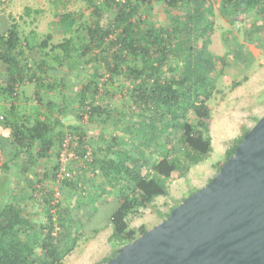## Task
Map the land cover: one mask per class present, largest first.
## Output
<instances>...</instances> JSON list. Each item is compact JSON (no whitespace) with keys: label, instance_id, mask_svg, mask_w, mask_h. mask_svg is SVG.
Returning <instances> with one entry per match:
<instances>
[{"label":"trees","instance_id":"16d2710c","mask_svg":"<svg viewBox=\"0 0 264 264\" xmlns=\"http://www.w3.org/2000/svg\"><path fill=\"white\" fill-rule=\"evenodd\" d=\"M8 1L0 0V6ZM89 1L94 3V9L88 22L77 27L74 12L61 13L57 20L63 26L61 30H76V36L50 44L54 33H48L38 45L43 56L33 63L29 59L32 44L28 35H23L16 22H0V95L15 100L21 83L34 82L36 102L44 105L34 110L39 114L45 111L34 124L8 122L3 117L1 125L11 128L13 139L0 137V169L10 170L13 166L1 163L10 144L23 149L38 146L37 157L48 158L52 151L58 156L53 174L57 180L61 145L66 134L72 132L79 136L75 152L81 160L80 171L74 170V175L61 183L78 188L82 182H87L93 189L92 192L87 189L88 205L82 210L77 203L76 212L71 211L69 204L52 200L46 208L47 219L39 226L32 220V212L13 195L10 202L0 208V264H64L84 237L86 221L97 212L101 197H108L109 189L115 191L118 198L116 208L109 215L113 226L110 239L119 241L120 246L134 240L148 230L144 226L139 230L132 228L130 216L141 208H155L158 196L169 195L167 182L175 172H186L189 165L199 164L213 151L208 98L215 90L218 62L208 49L215 25L214 0ZM157 3L164 4L171 15L168 23H157L149 16ZM219 4L224 13L236 19L256 15V22L260 21L256 23V30L264 36V0H220ZM251 56L237 50L234 58L246 61ZM49 59L56 63L53 65ZM59 69L66 72L75 69L74 79H79L84 69L91 70L92 75L74 90L66 81L69 73L63 75ZM55 70L59 73H52ZM99 77H104L105 81L100 83ZM118 78L131 83L128 88L131 100L144 116V131L139 128L144 139V155H141L140 144L138 155L122 148L117 135L112 136V142L105 148L95 147L93 143L88 148L86 130H82L83 127L77 130L75 126L65 128L62 119L49 113L54 111L55 97L47 101L43 96L44 93L51 96L57 89L62 91L56 96L62 97L63 105L57 110L61 116L71 107L78 111L80 119L89 115L91 121L103 116L106 119L109 109L96 100L102 95V87L115 83ZM191 114L197 118L196 122L189 119ZM159 124L179 129L182 138L172 148L164 145V153L157 159H149L145 145L148 148L154 145ZM248 130L235 147L226 151V160L235 153ZM156 151L152 147L151 153ZM19 153L15 154L16 158ZM80 160H76V164ZM97 169L102 173L101 181L97 180ZM82 172L90 173L91 177L85 181ZM177 205H173L170 212Z\"/></svg>","mask_w":264,"mask_h":264},{"label":"rangeland","instance_id":"374dc122","mask_svg":"<svg viewBox=\"0 0 264 264\" xmlns=\"http://www.w3.org/2000/svg\"><path fill=\"white\" fill-rule=\"evenodd\" d=\"M219 1L214 0L213 19L215 25L208 49L217 57L218 62V69L214 75L215 90L208 98L212 113L209 127L213 151L205 156L199 164L189 165L185 170L186 172H175L167 182L170 190L169 195L159 197L156 200L155 208H141L137 214L130 216L129 222L137 226V230L141 229L142 226L147 230L153 228L168 217L171 209L170 204L172 206L180 204L191 192H195L208 184L226 161V151L235 147L245 130L252 128L257 120L264 115V36L256 30L257 16L245 15L236 19L222 11ZM95 3L99 2L95 1ZM153 7V10L149 11L151 19L157 23H168L171 15L166 12L164 4L157 3ZM93 9L94 3L91 4L89 0H9L5 5L0 6V20L7 24L18 23L23 35H28L32 44L31 49L28 50L29 59L33 63L43 56L38 45L46 35L53 29L63 27L55 20L60 18L61 13L74 12L75 17L78 18L76 24L78 27L82 22H88L93 17ZM146 14L148 15V13ZM109 16L111 17V14ZM72 21L75 20L72 19ZM76 34V30L70 32L54 30V37L49 43H59L66 37L76 36ZM237 50H243L252 56L246 61L236 60L234 55ZM49 60L53 65L56 63V60ZM59 70L63 75L69 73L66 81L69 83V88L74 90L78 89L92 75L91 70L84 69L80 73V78L74 79L73 72L75 69L72 72ZM52 73L56 74L59 71L55 70ZM104 81V77H99L100 83ZM130 86V82H124L122 78H118L115 83L106 84L105 88L102 87V95L97 97L96 101L97 104H103L109 109V113L105 114L106 119L103 116L91 121L90 115L87 118H79V123L85 124L88 128L96 127L97 137L94 140L85 134L87 145L91 146L93 143L105 147L112 142V136L117 135L120 138L122 148L133 152L135 155L140 154L142 150L141 155H144V139L141 135L142 131L139 129L142 127L141 129L144 131V116L140 115L139 108L131 100L128 89ZM32 88L34 85L27 88L26 91L31 93ZM70 89H68L69 92ZM103 90H107V92ZM60 92L62 93L61 90ZM45 95L44 93L43 96L46 100ZM54 101V111H57L63 105L62 97H55ZM34 108L42 109V104L35 102ZM71 110L70 107L68 112ZM189 119L193 122L197 121L193 114L189 116ZM154 136V145L149 146V148L145 145L146 155L151 157L149 159H157L161 153H164L162 150L165 148L164 145L166 148H172L182 138L179 129L174 126L164 127L161 124H159V130ZM104 137L105 139H103ZM139 144L142 145L141 150ZM152 147L156 148V153H151ZM35 167L39 172L40 169H49L51 166ZM74 168H79V165L74 166ZM144 171L143 168V173ZM82 174L83 179L88 180L90 173L82 172ZM39 176L43 175H34L33 178L18 182L13 166L10 170L0 169V208L10 202L15 195L18 202L24 204L26 209L32 212V220L39 226L45 223L47 219L46 208L52 200L56 199L57 190L61 192L58 197L60 204H69L72 212H76L77 203L80 204L82 210L88 205L87 189L91 190L90 192L93 189L88 186L87 182H82L78 188H75L65 182L59 183L53 174H48V178L45 176L39 178ZM98 176H100L99 179ZM101 178L102 173L99 171L97 180L101 181ZM20 182L22 183L20 184ZM109 190L110 195H113L111 198L117 200L115 191ZM104 199L107 198H103V201ZM109 211V208L104 211L106 224L101 238L89 243L90 240L86 237L88 234L84 231V237L78 242L79 247L67 258L66 264H102L108 257L117 252L121 246L119 241L111 240L109 237L110 222L108 216L111 213ZM88 231V236H90V230Z\"/></svg>","mask_w":264,"mask_h":264},{"label":"water","instance_id":"95a60500","mask_svg":"<svg viewBox=\"0 0 264 264\" xmlns=\"http://www.w3.org/2000/svg\"><path fill=\"white\" fill-rule=\"evenodd\" d=\"M102 264H264V115L208 184Z\"/></svg>","mask_w":264,"mask_h":264},{"label":"crops","instance_id":"0c3cea01","mask_svg":"<svg viewBox=\"0 0 264 264\" xmlns=\"http://www.w3.org/2000/svg\"><path fill=\"white\" fill-rule=\"evenodd\" d=\"M57 21V19H55ZM1 22V20H0ZM57 23V22H56ZM55 25V24H53ZM36 26V24H35ZM37 27V26H36ZM34 28L35 30L37 28ZM53 27V26H52ZM56 27V26H54ZM54 30L59 31V32H63V30H61V28H57V29H53L51 30L49 33H54ZM5 74V72H3ZM2 73V74H3ZM32 85H34V82H30V81H25L23 83H21L19 85V94L17 95L16 99H12L9 96H4V95H0V137H4V138H10L13 139V137H11V128L8 126H4L1 125V122L4 120L3 117H5V120L7 118L8 122H13L14 121H19V124H22L23 122H25L26 124L29 123H33L35 122L36 118L41 116H44L45 111H40V114L37 113V110H34V106H35V102L36 100V88L34 86V88H32V92H27L26 89L31 87ZM60 90V89H59ZM54 90L53 93L51 94V96H46V100H50L53 97H56L59 93H57L59 91ZM55 95V96H54ZM38 102V101H37ZM39 104V103H38ZM77 107H79V104H76ZM44 107V105L42 106V108ZM58 111H49L50 115H52V117L54 118H60L62 119L65 128H67L68 126H75V128L78 130L77 127H83L82 130H86V135L89 136V138H92L93 140L97 137L95 132L96 127L93 128H88L87 126H85V124H81L79 123V116H78V111H73L71 110V112H68L65 115H60L59 113H57ZM39 114V116H38ZM77 118V120H76ZM75 119V121H74ZM6 121V122H7ZM76 123V124H75ZM87 137V136H86ZM102 139V138H101ZM11 146H9V148L6 149V154L2 155L1 158V163L7 162L9 165H13V167L16 170V179H18V182L21 180H27L28 178H33L34 175H43L45 177L48 176V174H54V167L56 166V160L57 157L55 155V152L52 151L50 157L48 158H44V157H37V153L39 152V148L38 146H35L34 148H27V149H23L21 147H17L16 144H10ZM88 148H91L89 145H87ZM95 147H101L100 144L99 145H95ZM12 148V149H11ZM105 148V147H103ZM20 152V153H19ZM58 152V150H57ZM16 153H19V155L15 156ZM88 154H90V151H88ZM79 156H77V159H75L74 161H72L71 163V167L74 168V166L81 164V160ZM76 160H80L78 164H76ZM41 165H50L51 167L49 169L45 170L42 168L39 170H37V168L35 166H41ZM54 165V166H52ZM76 173H78L77 171H80L79 168L75 169ZM51 171V173H50ZM100 170L97 169V175L98 172ZM80 174V172H79ZM55 175V174H54ZM43 176H39V178H43ZM91 177V176H89ZM48 178V177H47ZM100 178V176H98V179ZM102 179V178H101ZM22 182H20L21 184ZM39 186V185H38ZM168 191L169 190V187ZM111 196L113 195H108L107 199L104 196L101 197L102 199V203L100 204L99 208L97 209V212L95 213V215L90 219L86 221L87 222V226L84 228V231H86V234L89 235V231L90 230V236H86L90 242H95L97 240H99V238H101V236L103 235V230L106 224V218L104 215V211L109 208L111 212V210L113 208H115L117 206V200H115V198H111ZM164 195L158 196L156 198V200L159 197H162ZM118 199V198H117ZM155 200V203H156ZM170 206L172 207V205L170 204ZM170 207V208H171ZM104 215V216H103ZM110 215V214H109ZM109 217V216H108ZM110 235L111 236L112 232H113V226L110 223ZM130 226L134 229H136L137 226L133 225L130 222ZM107 227V226H106ZM85 237V238H86ZM79 243L77 244V246L75 247V249L72 251L71 254H69L65 260H64V264H66L67 258L69 256H71L79 247L78 246Z\"/></svg>","mask_w":264,"mask_h":264},{"label":"built area","instance_id":"2783aa9c","mask_svg":"<svg viewBox=\"0 0 264 264\" xmlns=\"http://www.w3.org/2000/svg\"><path fill=\"white\" fill-rule=\"evenodd\" d=\"M79 136L76 133L68 132L62 142L60 155L58 159L57 181H63L74 175V169L71 167L72 161L77 158L75 147L78 143ZM60 190H57L55 202H59Z\"/></svg>","mask_w":264,"mask_h":264}]
</instances>
